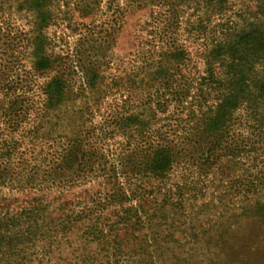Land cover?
Segmentation results:
<instances>
[{
  "label": "trees",
  "instance_id": "1",
  "mask_svg": "<svg viewBox=\"0 0 264 264\" xmlns=\"http://www.w3.org/2000/svg\"><path fill=\"white\" fill-rule=\"evenodd\" d=\"M101 1L0 0V9L31 14L40 30L59 2L89 16ZM126 1L128 8L156 11L148 26L151 41L131 59L124 78L113 80L118 91L127 92L117 108L101 112L109 88L97 66L80 68L82 81L71 89L69 70L42 52L38 36L33 69L54 73L42 89L39 123L47 133V125L56 127L49 124L52 117L61 125L60 134L46 151L27 152L13 135L27 122L29 106L21 96L0 99V264H34L53 247L59 254L61 242L68 243L74 231L79 247L68 264H160L182 242L170 247L174 228L187 236V212L193 208L189 217L199 216L208 208L197 204L205 195L195 175H216L223 164L234 162L243 143H250L240 128L257 126L264 138V22L254 19L229 29L203 50V71L187 73L191 57L178 40V12L196 0ZM10 44L0 32V49ZM169 110L172 117L166 119L176 121L174 129L161 125L159 116ZM38 131L34 125L26 132L35 135L32 140ZM3 189L22 198L3 197ZM225 189L231 199L223 194L210 202L221 205L225 214L206 221L212 225L205 222L210 234L204 243L217 250L214 261H222L233 226L246 222L257 228L261 245L245 251L259 253L264 264V175L231 179ZM9 201L18 204L15 210L6 205ZM200 244L187 242L190 248Z\"/></svg>",
  "mask_w": 264,
  "mask_h": 264
},
{
  "label": "rangeland",
  "instance_id": "2",
  "mask_svg": "<svg viewBox=\"0 0 264 264\" xmlns=\"http://www.w3.org/2000/svg\"><path fill=\"white\" fill-rule=\"evenodd\" d=\"M127 2L126 0H102L98 10L89 16L74 11L71 5L64 6L59 2L51 7L52 19L46 27L40 30L31 14L17 12L14 9L9 11L6 8L0 9V32L11 40L9 46L0 49V99L6 102L9 97L21 96L29 106L27 122L21 132L13 135L15 141H20L22 149L27 152L34 149L37 154L40 151H46V147L62 130L61 125L56 124L58 121L52 117L49 118V124L56 125V127L50 129L47 125V133L41 129L43 122L42 125L39 123L40 116L43 115L42 89L54 73L51 71L38 72L33 69L34 38L38 36L43 40V42L41 40L42 49H44L42 52L54 58L56 63L66 71L69 70L67 77L71 89H76L77 82L82 81L80 68L92 65L98 67L97 71L109 88L101 102V112L105 114L109 108H117L116 105H120L127 95V92L122 89L118 91L116 84L112 85L113 80L118 81L124 78V74L133 64L131 59L140 48H144L142 44L151 41L153 36L148 26L152 24L154 17L152 11L156 9L151 7L128 8ZM178 15L181 22L178 40L184 44L191 57L186 71L187 73L188 70L201 73L203 71L201 58L203 50L221 39L223 33L229 29L244 27L254 19L264 22V0H196L181 9ZM135 93L136 90H134ZM237 114L241 121L245 119L242 113ZM159 117L163 120L161 125H167L170 129L176 128V121L167 120V117L169 119L172 117L170 110L164 116ZM94 121H99V119L96 118ZM34 125L39 127V131L37 137L31 140L35 135L26 131ZM34 130L36 129H32V132ZM239 132L247 135L246 138L250 143H243L246 146L240 147L241 153L233 163L222 165L223 159L220 162L221 172L216 175L209 172L203 178H199L193 170L191 171V175L197 177L194 180L196 187L202 189L205 195L197 200V204L207 203L208 208H203L204 212L199 216L189 217L193 208L187 212L185 221L189 222L185 227L187 236L181 235L180 228H174L171 239L173 244L170 247H176L178 242H182L177 244L178 248H174L173 252H168L160 264H237L240 261L245 264H261L259 253L254 252L253 254L245 251L252 245L259 247L261 245L260 241L255 238L257 228L251 224H245L246 222L233 226L234 233L228 240L232 246L235 244L236 247L229 250L231 246L229 244L222 249L223 255L227 254L226 257L222 255V261H214V253L217 250H213L211 244L204 243L210 234L207 233L209 226L205 225V222L207 220L216 221V215L225 214L221 205H212L210 202L217 201L218 197L223 194L231 199L225 189L228 181L231 179L253 180L264 175V138L261 133L258 135L257 126H254L252 130L243 127ZM238 136L239 133L234 134L235 138ZM114 141L118 144L124 143V140L121 141L119 138ZM109 145L112 148L116 146L112 142H109ZM192 169L198 171L195 167ZM1 196L22 198L14 191L9 192L4 189ZM8 204L10 210H15V206H18L13 201L6 203ZM231 205L236 208L235 200L231 201ZM196 212L194 209L193 213ZM209 223L206 222V224ZM78 234L79 232L74 231L68 243L61 242L59 254L53 247L48 250L49 254H46V257L35 260L34 264H68L67 261L73 259L72 250L79 247L76 243ZM187 242L201 244L190 248ZM234 253H236L235 257H240L238 262L235 261L237 259L233 256ZM158 263L156 261V264ZM138 264H146V260Z\"/></svg>",
  "mask_w": 264,
  "mask_h": 264
}]
</instances>
